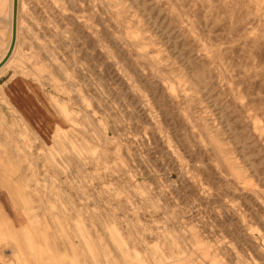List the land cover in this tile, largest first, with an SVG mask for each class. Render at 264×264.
<instances>
[{
  "label": "rangeland",
  "instance_id": "374dc122",
  "mask_svg": "<svg viewBox=\"0 0 264 264\" xmlns=\"http://www.w3.org/2000/svg\"><path fill=\"white\" fill-rule=\"evenodd\" d=\"M18 7L0 264H264V0ZM12 80L36 122L7 99Z\"/></svg>",
  "mask_w": 264,
  "mask_h": 264
},
{
  "label": "crops",
  "instance_id": "0c3cea01",
  "mask_svg": "<svg viewBox=\"0 0 264 264\" xmlns=\"http://www.w3.org/2000/svg\"><path fill=\"white\" fill-rule=\"evenodd\" d=\"M13 2V0H12ZM13 5V3H12ZM4 67L1 68V70ZM7 99L10 101V104L12 107H14L19 113L21 112L23 115H25L29 121L36 122V119L33 115L34 110L37 109V104L35 97L32 95V91L30 87L24 83L23 81H16L12 80L10 81L5 88ZM7 197L0 195V202L2 205H5V203H8ZM5 209L6 206H4ZM4 213L11 219L15 221V213L9 212L8 210H5Z\"/></svg>",
  "mask_w": 264,
  "mask_h": 264
},
{
  "label": "water",
  "instance_id": "95a60500",
  "mask_svg": "<svg viewBox=\"0 0 264 264\" xmlns=\"http://www.w3.org/2000/svg\"><path fill=\"white\" fill-rule=\"evenodd\" d=\"M18 2L19 0H13V22H12V39L10 47L5 57L0 61V68H2L10 59L17 41V26H18Z\"/></svg>",
  "mask_w": 264,
  "mask_h": 264
},
{
  "label": "bare ground",
  "instance_id": "6f19581e",
  "mask_svg": "<svg viewBox=\"0 0 264 264\" xmlns=\"http://www.w3.org/2000/svg\"><path fill=\"white\" fill-rule=\"evenodd\" d=\"M18 20H19V7H18ZM12 22H13V5H12ZM18 29H19V28H18V26H17V38H18ZM11 39H12V35H11ZM17 40H18V39H17ZM10 43H11V41H10ZM16 44H17V41H16ZM8 47H10V45H9ZM15 48H16V45H15ZM15 48H14V51H15ZM8 49H9V48H8ZM14 51H13V53H14ZM7 52H8V50H7ZM7 52H6V53H7ZM13 53H12V55H13ZM5 55H6V54H5ZM12 55H11V57H12ZM4 57H5V56H4ZM4 57H3V58H4ZM11 57H10V59H11ZM3 58H2V59H3ZM2 59H1V60H2ZM10 59H9V60H10ZM1 60H0V61H1ZM9 60H8V61H9ZM7 63H8V62H7ZM7 63H6V64H7ZM6 64H5V65H6ZM5 65H4V66H5ZM4 66H3V67H4ZM0 70H1V68H0Z\"/></svg>",
  "mask_w": 264,
  "mask_h": 264
}]
</instances>
